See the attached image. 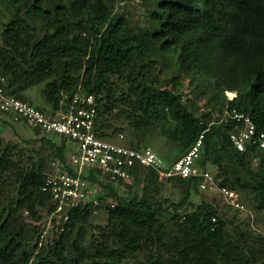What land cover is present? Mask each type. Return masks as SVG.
Here are the masks:
<instances>
[{
    "label": "trees",
    "instance_id": "obj_1",
    "mask_svg": "<svg viewBox=\"0 0 264 264\" xmlns=\"http://www.w3.org/2000/svg\"><path fill=\"white\" fill-rule=\"evenodd\" d=\"M116 2L0 0L6 88L27 99L24 91L43 83L51 112L65 108L78 89L92 93L94 132L101 138L123 122L135 131L156 127L184 153L203 133L197 164L215 170L218 186L239 197L244 192L251 207L245 205L263 215L264 229V149L247 144L240 151L229 139L242 126L233 113L264 131V0H139L143 17L135 21ZM160 59L209 91L199 114L179 81L161 85ZM225 91L235 95L227 99ZM55 136L39 139L52 159L63 160L66 140ZM178 157L163 155L166 162ZM138 174L136 168L132 177ZM143 174L142 193L125 196L91 170L89 177L104 188L100 204L70 208L61 229L44 240L36 222L43 209L47 216L53 210L42 189L46 157L0 142V264H264V237L246 216L190 200L192 190L200 191L196 178L168 177L179 186V198L170 200L151 186L159 179L154 170ZM108 198L115 203L96 230L94 209Z\"/></svg>",
    "mask_w": 264,
    "mask_h": 264
},
{
    "label": "built area",
    "instance_id": "obj_2",
    "mask_svg": "<svg viewBox=\"0 0 264 264\" xmlns=\"http://www.w3.org/2000/svg\"><path fill=\"white\" fill-rule=\"evenodd\" d=\"M65 105L55 112L43 110L28 99L11 94L0 78V119L10 123L23 122L45 135H57L66 140L64 159H53V168L47 173L42 187L50 193L53 203L51 214L58 219L57 229H61L60 223L68 219L70 208L89 201L94 206L100 204L99 193L94 194L93 184L100 185L98 181L105 180L107 183L125 181L132 177L134 169L142 173L150 168L160 178L194 177L199 190L216 189L224 202L244 212L250 227L264 237V229L256 224L254 212L240 200L238 193L218 186L213 174L197 164L203 133L176 160L166 162L149 145H128L98 137L94 132L96 103L92 93L78 89L68 97ZM224 113L229 114L227 111ZM231 117L242 121L241 127L229 132V139L237 150L244 151L247 144L264 149V131L258 132L249 116L233 113ZM91 170L98 181L89 177Z\"/></svg>",
    "mask_w": 264,
    "mask_h": 264
},
{
    "label": "rangeland",
    "instance_id": "obj_3",
    "mask_svg": "<svg viewBox=\"0 0 264 264\" xmlns=\"http://www.w3.org/2000/svg\"><path fill=\"white\" fill-rule=\"evenodd\" d=\"M116 9L120 11H124L127 17H130L134 21L137 19H141L143 17L144 8L142 7L139 0H117ZM159 65L161 66L160 78L161 85L163 86H171L173 81H179L183 91L186 93L187 97H190L195 105L196 113L199 114L204 106L206 97L209 94V91L203 90V86H200L193 74L179 76L177 72L172 68L163 64V61L158 60ZM73 83H77L75 80ZM79 83V80H78ZM43 83L37 84L31 88H28L24 91V95L28 100H30L33 104L48 110L51 112L49 104L45 101L42 94ZM233 92V91H232ZM226 98L228 99L230 95L227 91H225ZM235 95V92H234ZM119 123V121H118ZM122 123V122H120ZM122 129H116L111 135L107 137L109 140H113L117 143L124 144H134L140 146L149 145L151 146L158 154L163 158V155L167 154L170 157L180 156L183 152H177L174 150L176 144L169 140L167 137L160 134L159 129L156 127L149 128L146 130L135 131L131 127L127 126L125 122L121 124ZM43 133L40 131L37 133L33 128L26 125L23 122H14L10 124L9 122L3 121L0 119V142L3 144L8 143L13 146L15 151L24 152L25 155L35 154L46 157V172H50L53 168L52 166V157L50 156L49 147L42 143L39 137ZM121 134V136H118ZM49 135V134H48ZM52 138H56L55 135H50ZM164 160V159H163ZM165 161V160H164ZM208 170L215 175V170ZM146 179L144 177L143 172L139 173L136 177H130L129 179L121 182L110 183L113 188L120 195L129 196L132 193L141 194L144 185L146 184ZM105 182H107L105 180ZM154 189H156L157 196L167 197L170 200H177L179 198V186L175 183L174 179L160 178L158 179L156 184L151 185ZM94 194H101L104 191V188L101 185H94ZM211 201L215 203L216 207L223 212H226L229 215H236L237 218L243 219L245 218L244 212H241L237 209L229 207L220 196L216 189L210 188L207 190L196 192L195 190L191 191L190 200L198 203L200 200ZM240 199L244 204L251 207L247 198L245 197V193H240ZM114 200L107 199L104 200L100 206V208L96 209L95 217L96 220L92 222L95 229H100L106 223V206L111 204ZM115 202V201H114ZM252 210V209H251ZM46 210H42V217L40 221L36 222L38 227V233L41 239L48 240L54 237V233L57 230L58 219L55 218L51 213L47 216L45 214ZM255 214V213H254ZM261 214L256 213L255 220L256 224L259 227H263ZM54 218V219H53ZM139 255L141 257L145 256L144 250H139Z\"/></svg>",
    "mask_w": 264,
    "mask_h": 264
},
{
    "label": "bare ground",
    "instance_id": "obj_4",
    "mask_svg": "<svg viewBox=\"0 0 264 264\" xmlns=\"http://www.w3.org/2000/svg\"><path fill=\"white\" fill-rule=\"evenodd\" d=\"M227 92L230 95V97H233L234 96V92H232V91H227Z\"/></svg>",
    "mask_w": 264,
    "mask_h": 264
},
{
    "label": "crops",
    "instance_id": "obj_5",
    "mask_svg": "<svg viewBox=\"0 0 264 264\" xmlns=\"http://www.w3.org/2000/svg\"><path fill=\"white\" fill-rule=\"evenodd\" d=\"M2 120V119H1Z\"/></svg>",
    "mask_w": 264,
    "mask_h": 264
}]
</instances>
